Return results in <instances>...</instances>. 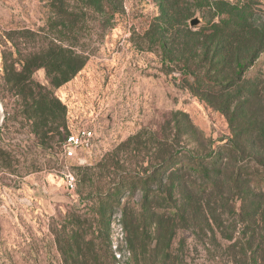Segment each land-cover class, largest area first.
I'll return each mask as SVG.
<instances>
[{"label":"rangeland","instance_id":"rangeland-1","mask_svg":"<svg viewBox=\"0 0 264 264\" xmlns=\"http://www.w3.org/2000/svg\"><path fill=\"white\" fill-rule=\"evenodd\" d=\"M262 39L264 0H0V264H264Z\"/></svg>","mask_w":264,"mask_h":264},{"label":"trees","instance_id":"trees-1","mask_svg":"<svg viewBox=\"0 0 264 264\" xmlns=\"http://www.w3.org/2000/svg\"><path fill=\"white\" fill-rule=\"evenodd\" d=\"M216 27L220 28L221 26L219 27L216 26ZM229 34H232V33L228 31L226 35H229ZM262 40H259L260 42L259 44H261V49H259L258 51H255L253 59L256 58L258 54L262 52L264 49V40L263 41ZM58 49H60V51L58 50V55H61L62 61H60L59 64L56 65V70H57V73L61 74L63 77L61 78L56 77L57 78L56 83L60 85L62 82H65L73 78L76 75V73H78L84 67L86 60L83 57V55H78L74 51H68L64 49L63 47H58ZM63 65L66 66L65 69H63L64 68ZM207 82L210 83V81H207ZM245 92L251 93L250 89H245ZM57 108L60 110V113L64 112V105L59 99H57L56 109ZM58 118H60V114ZM70 133L71 132L69 130L67 135H69ZM228 146H229L228 144L223 145L222 149L219 150L218 152L214 154H208V155L206 154L203 157H201V159H196V160L187 159V163H184V164L182 162L181 163L178 162L177 158L179 157H176V154L172 152L170 156L168 157L169 159L167 160L168 162L167 169L170 172V174L172 173L177 174L185 168H188L189 170L196 171L199 173L206 172V169H208L209 166H216V164H219L223 160L224 154L230 153L231 145L229 147ZM241 169L242 167L239 168L234 178L235 184H237L238 182ZM246 171H247L246 181H247V187L249 190L248 195H251L253 198L256 199L252 204L255 205L256 207H264V158L260 159L254 164L249 163V167H246ZM144 181H145V178H144ZM146 183H147V180H146ZM152 193H154L156 196L158 195L157 190ZM169 201H170V205H168V207H179L176 204L177 202L176 203L172 202L171 199H169Z\"/></svg>","mask_w":264,"mask_h":264},{"label":"built area","instance_id":"built-area-1","mask_svg":"<svg viewBox=\"0 0 264 264\" xmlns=\"http://www.w3.org/2000/svg\"><path fill=\"white\" fill-rule=\"evenodd\" d=\"M95 138L91 129H80L76 133L67 136L63 143V152L66 158H72L77 155V151L89 149L92 146V140ZM68 186L74 188V178L68 177Z\"/></svg>","mask_w":264,"mask_h":264},{"label":"water","instance_id":"water-1","mask_svg":"<svg viewBox=\"0 0 264 264\" xmlns=\"http://www.w3.org/2000/svg\"><path fill=\"white\" fill-rule=\"evenodd\" d=\"M191 24L193 26L199 25L200 24V19L198 17H195L191 20Z\"/></svg>","mask_w":264,"mask_h":264}]
</instances>
